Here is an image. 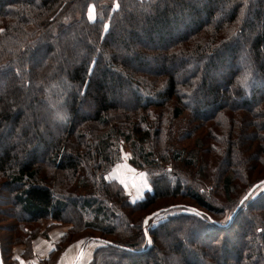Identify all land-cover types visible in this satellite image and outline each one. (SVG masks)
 I'll return each mask as SVG.
<instances>
[{"label":"trees","instance_id":"16d2710c","mask_svg":"<svg viewBox=\"0 0 264 264\" xmlns=\"http://www.w3.org/2000/svg\"><path fill=\"white\" fill-rule=\"evenodd\" d=\"M186 111L196 142L160 159L199 165L215 198L168 168L134 202L103 174L74 189L114 163L117 136L154 141ZM0 185L20 225L74 224L58 257L86 230L82 252L103 243L87 264H264V0H0ZM152 209L180 211L150 225ZM26 233L8 255L0 237L4 264L33 255Z\"/></svg>","mask_w":264,"mask_h":264},{"label":"rangeland","instance_id":"374dc122","mask_svg":"<svg viewBox=\"0 0 264 264\" xmlns=\"http://www.w3.org/2000/svg\"><path fill=\"white\" fill-rule=\"evenodd\" d=\"M167 112H169V109H167ZM156 114L159 115L160 113L158 112ZM165 119L167 120V118ZM169 123H171V121ZM194 124L196 123L194 122ZM191 131H193V133H191V136H194L195 131H194V126H193V122L191 118V113H189V111H186L179 119H175L171 123V125L164 128L162 135L156 138V140L154 141L143 143L141 138L138 139L137 137V140L135 142L136 144L132 145L123 136H117L115 138L114 150H113L114 151L113 157L115 159L114 163L111 164L110 166L103 165L104 167L100 171H97L95 169L92 172L94 175L93 178L92 176H90V174H88V171L86 170L85 167H81L79 172L76 175L77 180L74 184V189L78 191L79 193H87V191L84 189H80V190L76 189V185L78 181L85 179V181H87L86 183H89L90 191L93 190L94 180H97L103 174L108 181L113 179L117 183L121 184L124 187L126 193L129 195L130 201L134 202L137 200H141L148 191H153L152 186H153L154 179L161 176L163 174V170L168 168V169H173L174 175L172 176V178L174 180L181 178V179H184V181L186 182H193L192 184L196 188L200 187L202 189H206V193L210 195L211 197L215 198L217 195V192H219L220 190L216 188L217 186L216 182H214L213 180L204 179V176L200 173L199 165L195 168L188 169V168H184V166L178 165L177 163L171 162V164L167 166V164H165V162L162 159H160L163 157L165 153L172 151L170 149L171 146L185 147V145L194 144L195 136L193 138L188 137V133ZM199 134L200 132L198 133V135ZM141 145H144L147 151L154 149V151L157 153V156L160 159L157 162V165H150V166L142 165V164L136 165L132 162L133 158L135 161L137 160L135 156L138 153L139 147ZM163 166L165 167L162 168ZM73 173H74L73 171H68V172L66 171V172H63V175L62 174L60 175L64 176V175L69 174V176H71ZM42 175H45L46 177L49 178V176L46 173H43ZM49 175L53 178L52 172H50ZM213 186L214 188L212 189ZM187 187L188 186L184 188L185 194H186ZM5 191H6V188L3 187V185H0V237H1L2 243L4 245V249L7 255H8L12 241L14 242L16 237H20V238L26 237L27 236L26 232H33V233L35 232L34 238L36 239L43 238V237L50 239L49 235L51 231L54 232L53 234H51L52 237L54 236L57 237L60 231H64V232L66 231L65 233L67 235L68 232L70 231L68 229L72 225H74L73 223L69 224V222L66 223L62 221H55L52 219H46L44 221L29 222V223L26 222L24 224L21 223L22 225H20L18 221L19 219L17 218V216L20 213H18V210L15 207V205H13L10 202L9 204H7V202L4 200L6 196H8L6 194L7 192ZM163 201L167 202V204H164L161 207H165V206L167 207L168 205L176 203V200H163ZM158 207L160 208V206ZM158 207H156V209ZM154 211L156 210L152 209V212ZM179 211L180 209H171L169 211L167 210L163 213H159L158 215L149 219V224L154 225L165 218L175 216L177 213H179ZM23 217H25V215H23ZM65 217H68V216H65ZM87 217L88 216H86V218ZM19 227L21 229H19ZM64 232H61V233L63 234ZM86 233L87 231L83 230V231L77 232L76 234H72V237H73L72 242L74 243V245L75 244L79 245L78 238L79 237L81 238L82 236L86 235ZM95 234L99 235L97 233ZM91 239L92 240L88 241L89 244L92 243L91 246L89 247V249L91 248V250H87L86 257H82L81 258L82 260L80 259L81 261L80 263H82V261H85L84 264H87V262L89 263L90 261H87V259L90 260L93 257L92 256L93 250L103 245V243L95 240L94 237ZM62 243L65 244L64 242ZM20 246L24 247V245H19L14 248L11 247L12 250L15 252V254L21 253L22 247ZM88 254H89V258L87 256ZM6 258L8 259L7 256ZM55 258H58V255L55 256ZM9 261H12V260L9 259Z\"/></svg>","mask_w":264,"mask_h":264},{"label":"crops","instance_id":"0c3cea01","mask_svg":"<svg viewBox=\"0 0 264 264\" xmlns=\"http://www.w3.org/2000/svg\"><path fill=\"white\" fill-rule=\"evenodd\" d=\"M61 232H64V231H60L57 237L55 236L52 237L51 234H53L54 232L51 231L49 235L50 239H47L44 237L36 239L34 241V253L32 256L24 257L22 255L24 247L20 246L22 247L21 253L15 254V258L18 260L16 261V264H48L50 263L51 261H45V260H48L50 258V255L53 251H55L57 255L58 248H56V244L61 240V237L65 234L66 231L63 234ZM91 244H89L88 248L83 252L80 250V245L78 244L70 245L62 254H59V257H58L59 261H57L56 264H79L81 262L80 259L82 257H86L87 250H91V248L89 249ZM87 256L89 258V254ZM84 263L85 261H82V263L80 264H84Z\"/></svg>","mask_w":264,"mask_h":264},{"label":"water","instance_id":"95a60500","mask_svg":"<svg viewBox=\"0 0 264 264\" xmlns=\"http://www.w3.org/2000/svg\"><path fill=\"white\" fill-rule=\"evenodd\" d=\"M257 185H254L251 190L249 191V193L247 195H249L251 192H253L256 189ZM162 210H157L152 212L151 214H149L146 219L145 222H148V220L154 216H156L157 214H159ZM0 264H4V259H3V255H2V250H1V244H0Z\"/></svg>","mask_w":264,"mask_h":264},{"label":"snow or ice","instance_id":"6c2138e0","mask_svg":"<svg viewBox=\"0 0 264 264\" xmlns=\"http://www.w3.org/2000/svg\"><path fill=\"white\" fill-rule=\"evenodd\" d=\"M118 7V5H117ZM92 9L90 8V18H94V16L91 15ZM196 215H200V213H196Z\"/></svg>","mask_w":264,"mask_h":264}]
</instances>
